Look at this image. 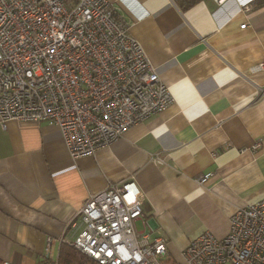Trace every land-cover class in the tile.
<instances>
[{
  "label": "crops",
  "instance_id": "0c3cea01",
  "mask_svg": "<svg viewBox=\"0 0 264 264\" xmlns=\"http://www.w3.org/2000/svg\"><path fill=\"white\" fill-rule=\"evenodd\" d=\"M110 1L173 100L77 158L54 124H0V263L36 264L49 248L57 264L84 199L110 182L135 180V225L175 262L191 238L223 236L236 207L264 196V68L251 69L264 62V0Z\"/></svg>",
  "mask_w": 264,
  "mask_h": 264
},
{
  "label": "built area",
  "instance_id": "2783aa9c",
  "mask_svg": "<svg viewBox=\"0 0 264 264\" xmlns=\"http://www.w3.org/2000/svg\"><path fill=\"white\" fill-rule=\"evenodd\" d=\"M250 1L239 0L245 8ZM260 68L264 62L251 67ZM172 100L110 0H0L2 126L8 119L54 124L77 158ZM142 196L133 178L89 193L77 211L81 230L60 241L100 264H163L165 241L135 225ZM48 253L36 264H56ZM180 257L175 264H264V196L236 207L223 236L203 230L191 238Z\"/></svg>",
  "mask_w": 264,
  "mask_h": 264
},
{
  "label": "trees",
  "instance_id": "16d2710c",
  "mask_svg": "<svg viewBox=\"0 0 264 264\" xmlns=\"http://www.w3.org/2000/svg\"><path fill=\"white\" fill-rule=\"evenodd\" d=\"M176 262L166 256L163 264H175ZM57 264H100L89 258L68 244H61L57 257Z\"/></svg>",
  "mask_w": 264,
  "mask_h": 264
},
{
  "label": "rangeland",
  "instance_id": "374dc122",
  "mask_svg": "<svg viewBox=\"0 0 264 264\" xmlns=\"http://www.w3.org/2000/svg\"><path fill=\"white\" fill-rule=\"evenodd\" d=\"M137 229H139V228H137Z\"/></svg>",
  "mask_w": 264,
  "mask_h": 264
}]
</instances>
